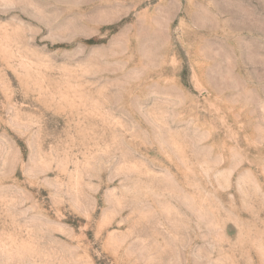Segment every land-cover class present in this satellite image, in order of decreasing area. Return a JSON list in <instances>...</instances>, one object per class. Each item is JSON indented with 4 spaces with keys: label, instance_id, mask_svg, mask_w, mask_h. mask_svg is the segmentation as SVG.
<instances>
[{
    "label": "rangeland",
    "instance_id": "374dc122",
    "mask_svg": "<svg viewBox=\"0 0 264 264\" xmlns=\"http://www.w3.org/2000/svg\"><path fill=\"white\" fill-rule=\"evenodd\" d=\"M0 264H264V0H0Z\"/></svg>",
    "mask_w": 264,
    "mask_h": 264
}]
</instances>
